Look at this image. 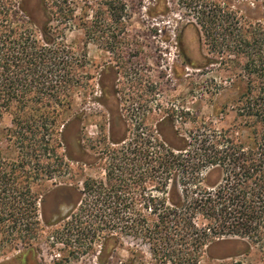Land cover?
Masks as SVG:
<instances>
[{"label": "rangeland", "instance_id": "374dc122", "mask_svg": "<svg viewBox=\"0 0 264 264\" xmlns=\"http://www.w3.org/2000/svg\"><path fill=\"white\" fill-rule=\"evenodd\" d=\"M18 1L42 30L33 27L38 42L44 43V34L66 46L59 48V60L73 67L75 78L70 107L28 105L35 121L42 114L61 115L58 134L47 141L62 163L52 153L44 156L52 175L34 185L40 195L38 220L32 222L37 233L25 241L18 230L0 232V264H20L8 258L26 248L29 264H52L64 251H74L72 264H191L184 245L171 242L154 251L139 231L138 214L154 215L136 184L142 173L138 151L147 142L150 151L161 143L179 153L207 129H240L238 103L251 91L254 97L264 93V0ZM109 4L113 10L123 5L121 22L113 23ZM60 10L71 11L69 17ZM211 23L219 25L216 35ZM110 51L121 57L111 59ZM109 62L119 63L111 66L120 67L118 74L107 72ZM12 119L6 115L0 129L13 128ZM205 176L209 186L222 178L220 172ZM86 182L96 192L85 191ZM112 183L132 188L122 196V222L111 226L114 213L104 199ZM156 186L150 182L147 190L156 195ZM196 224L203 229L208 223L198 216ZM211 236L196 252L198 264H264V230L252 239Z\"/></svg>", "mask_w": 264, "mask_h": 264}, {"label": "trees", "instance_id": "16d2710c", "mask_svg": "<svg viewBox=\"0 0 264 264\" xmlns=\"http://www.w3.org/2000/svg\"><path fill=\"white\" fill-rule=\"evenodd\" d=\"M22 4L0 0V127L6 115L13 117V128L0 129V232L7 233V227L18 230L29 241L37 233V224L32 222L38 220L40 195L34 185L52 175L46 171L43 158L52 153L59 164L62 159L47 141L58 134L61 115L42 114L41 122L35 121L28 105L34 102L56 107L66 103L70 107L75 74L68 62L59 60V48L63 52L66 46L54 45L44 34L43 44L36 40L30 13ZM61 10L62 17L68 18L71 11ZM209 26L210 34L216 35L219 25ZM208 27H204V34H209ZM253 93L238 103V114L244 121L237 131L207 129L203 138L195 137V144H187L179 153L161 143L150 151L143 142L145 148L138 151L142 173L136 184L143 188L144 208L154 217L147 219L139 213L142 221L137 225L154 251H163L175 242L190 252L188 263L198 264L196 252L211 239L209 234L213 239H252L263 234L264 93L255 97ZM243 139H249L248 145L241 142ZM205 172H220L222 178L209 186ZM150 182L157 185L156 195L147 190ZM84 185L85 191L96 192L89 183ZM131 186L111 184L108 199H104L106 210L114 213L109 215L111 226L116 220L122 222L119 211L127 203L122 196ZM185 207L188 215H182ZM198 216L208 223L203 229L196 224Z\"/></svg>", "mask_w": 264, "mask_h": 264}, {"label": "flooded vegetation", "instance_id": "af4514ba", "mask_svg": "<svg viewBox=\"0 0 264 264\" xmlns=\"http://www.w3.org/2000/svg\"><path fill=\"white\" fill-rule=\"evenodd\" d=\"M109 5H110L109 8H112L111 10L113 12V15H111V18H113V20H112L113 23L121 22L122 15H123V10H124L123 5H121L120 7H116V8L114 7V10H113V7H111V4H109ZM22 6H23V4H22ZM23 8H24V6H23ZM30 18H31L34 26H36L40 31H42L41 28L36 24L35 20L33 19V15L30 14ZM119 33H123V29H121L120 31L117 32V34H119ZM115 47L118 48L117 45ZM115 47H111V49L116 50ZM108 54L111 56V59L112 58L119 59L121 57V52L120 51H110V52H108ZM184 63H185V65L186 64L190 65V60L188 58H185ZM113 64L115 66L119 65L118 62H115V63L109 62L108 63L109 67L107 68V72L113 71L112 73H116L117 71L115 72V70L120 69V67H111ZM116 74H118V73H116ZM67 201L69 203V199H67ZM70 204H72V202H70ZM61 205H62V202H61ZM39 206L42 209V215H43L44 214L43 213L44 210L42 208L43 207L42 202H41V204ZM55 210H56V208H55ZM43 217H44V215H43ZM35 252H37V251H35ZM74 256H75L74 251L72 253L64 251L59 256V259H57L56 262H53L52 264H72ZM30 258H31L30 249L26 248L25 251H19L16 256L13 255L12 258L9 257L8 260H13L14 262H16V263L18 262L20 264H29L30 263ZM34 258H37L35 254H34ZM75 261L78 262V260H75ZM32 262H34V260ZM33 264H37V263L34 262Z\"/></svg>", "mask_w": 264, "mask_h": 264}]
</instances>
